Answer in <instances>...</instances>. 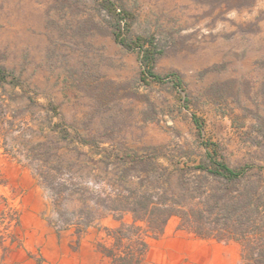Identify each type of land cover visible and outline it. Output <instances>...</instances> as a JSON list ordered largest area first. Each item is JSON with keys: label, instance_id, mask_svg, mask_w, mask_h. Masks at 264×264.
<instances>
[{"label": "rangeland", "instance_id": "1", "mask_svg": "<svg viewBox=\"0 0 264 264\" xmlns=\"http://www.w3.org/2000/svg\"><path fill=\"white\" fill-rule=\"evenodd\" d=\"M115 3L131 15L129 39L161 44L154 71L179 76L182 93L144 82L138 52L116 41L102 0H0L8 76L0 82V264H111L98 244L121 222L109 216L82 236L59 232L34 170L38 144L79 158L77 169L112 153L106 162L129 176L199 165L206 145L233 168H264V0L241 9L212 0ZM128 155L144 161L127 165ZM179 225L173 218L148 239L144 264H241L240 243Z\"/></svg>", "mask_w": 264, "mask_h": 264}, {"label": "trees", "instance_id": "2", "mask_svg": "<svg viewBox=\"0 0 264 264\" xmlns=\"http://www.w3.org/2000/svg\"><path fill=\"white\" fill-rule=\"evenodd\" d=\"M212 1L241 9L257 0ZM102 7L110 16L116 41L128 51L138 52L144 82H169L182 93L179 76L161 77L154 71L164 54L161 44L152 37L129 39L126 33L131 15L120 10L115 0H102ZM7 78L0 68V82ZM195 122L200 126L198 119ZM36 151L34 170L53 207L51 223L59 232L73 229L82 236L109 216L121 222L119 227L106 228L109 241L98 244L99 252L111 264H144L150 249L148 239L163 235L173 218L179 219L182 230L200 238L240 243L241 264H264V189L259 188L263 167L255 174L251 165L233 168L215 145H206L199 165L172 172L155 167L147 175L132 176L106 162L115 156L112 153L103 154L94 166L85 162L77 169L79 158L73 161L59 155L50 144H38L32 150ZM127 158H121L127 165L128 161H144L131 155ZM127 215L132 216L131 223L125 222Z\"/></svg>", "mask_w": 264, "mask_h": 264}]
</instances>
